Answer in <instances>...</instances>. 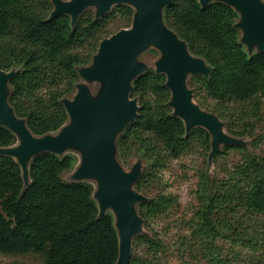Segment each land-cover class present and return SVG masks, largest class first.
Masks as SVG:
<instances>
[{
	"label": "trees",
	"instance_id": "1",
	"mask_svg": "<svg viewBox=\"0 0 264 264\" xmlns=\"http://www.w3.org/2000/svg\"><path fill=\"white\" fill-rule=\"evenodd\" d=\"M51 9V0H0V68L19 69L10 79L9 101L37 135L66 122L60 99L75 92L76 66L88 64L98 42L112 34L108 23L115 13L127 25L133 13L128 5H115L94 20V13L85 10L72 28L67 15L49 19ZM163 17L189 51L212 67L208 77L189 78L194 99L226 119L230 134L254 132L262 119L264 51L247 53L234 25L237 13L221 2L201 7L198 0H173ZM164 81L151 67L133 81L131 97H138V115L117 138V156L118 150L125 154L136 144L151 167L142 171L137 190L148 187L170 159L190 150L194 142L210 150L205 129L195 127L185 135L182 120L166 104L170 93ZM229 123L235 131L229 130ZM15 142L14 134L0 125V146ZM223 149H236L240 157L222 174L199 172L195 204L184 220L187 233L179 246L189 264H230V253L237 257L241 250L247 251L251 264H264V153L236 145ZM76 162L78 157L68 152L38 154L30 162V182L22 189L18 164L0 155L1 253H40L45 264L115 263L118 237L112 214L98 217L91 183L61 176ZM177 206L175 195L162 192L137 208L146 222ZM135 240L141 250H132L128 264H161L165 246L157 235L140 234Z\"/></svg>",
	"mask_w": 264,
	"mask_h": 264
},
{
	"label": "water",
	"instance_id": "2",
	"mask_svg": "<svg viewBox=\"0 0 264 264\" xmlns=\"http://www.w3.org/2000/svg\"><path fill=\"white\" fill-rule=\"evenodd\" d=\"M201 7L221 2L233 8L238 19L239 40L248 54L264 51V0H198ZM173 0H51L48 18L67 15L73 28L81 13L94 9V20L105 16L115 5H128L131 23L103 37L86 65L76 66L79 81L70 97H62L67 120L57 130L34 134L24 117L9 101L10 79L19 71L0 68V125L8 128L16 142L0 146V155L11 157L19 166L24 189L30 182V162L38 154L62 156L72 152L78 162L68 180L93 185L92 197L98 217L110 212L118 237V255L114 264H128L133 239L145 234L144 218L137 205L150 197L139 192L135 183L143 171L141 158L125 169L117 156V138L138 115V97H131L133 81L149 65L140 56L150 48L158 52L154 71L165 76L170 96L166 102L173 116L179 117L185 135L195 127L210 136L208 162L225 146L248 148V141L225 130L226 121L194 100L188 80L208 77L210 64L188 49L186 41L169 27L163 17ZM92 84H96L92 89Z\"/></svg>",
	"mask_w": 264,
	"mask_h": 264
},
{
	"label": "rangeland",
	"instance_id": "3",
	"mask_svg": "<svg viewBox=\"0 0 264 264\" xmlns=\"http://www.w3.org/2000/svg\"><path fill=\"white\" fill-rule=\"evenodd\" d=\"M86 10L88 14L94 13L92 7ZM126 25L121 16L115 13L108 23V31L114 33L120 28L129 26ZM157 57L158 52L150 48L140 56V59L144 60L149 67L153 68L154 61ZM189 85L193 87L194 82H189ZM91 87L94 90L96 84H92ZM194 100L197 102V98ZM262 100V119L256 125L254 132L242 136L248 141V149L258 154L264 153V97ZM223 120L227 122L226 119ZM229 124V130H233L234 124ZM225 130L227 131L226 127ZM221 152L216 158L213 157L211 162H208L209 151L206 152L200 143L194 142L190 146V150L184 152L178 158L170 159L158 171L156 178L153 179L148 187L138 190L149 197L162 192L173 194L178 200V206L168 213L144 222L143 230L146 233L157 235L164 243L165 251L160 258L161 264H189L185 260L186 258L188 259L186 254H182L179 240L182 235L187 233L184 220L190 216L191 208L195 204L194 190L198 182L199 172L208 169L211 175L222 174L224 169L231 167L240 157V151L236 149H222ZM118 158L125 169H129L132 163L138 158H141L143 171L147 172L151 169L149 162L142 155V151L136 144H133L132 148L125 154H122L118 150ZM71 171L63 172L61 174L62 178L67 179ZM134 240L135 238L132 242V250L139 252L141 246L137 240ZM225 246L229 247L228 244H225ZM238 250L237 247H234V251ZM262 252V255H264V246ZM229 258L230 264H251L248 261L247 251L245 250H241L237 257L234 256V253H230ZM0 264H45V262L44 256L40 253L4 254L0 252Z\"/></svg>",
	"mask_w": 264,
	"mask_h": 264
}]
</instances>
